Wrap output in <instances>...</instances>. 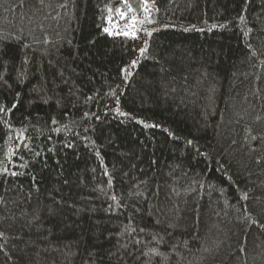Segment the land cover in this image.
Returning <instances> with one entry per match:
<instances>
[{
  "label": "trees",
  "instance_id": "1",
  "mask_svg": "<svg viewBox=\"0 0 264 264\" xmlns=\"http://www.w3.org/2000/svg\"><path fill=\"white\" fill-rule=\"evenodd\" d=\"M0 264H264V0H0Z\"/></svg>",
  "mask_w": 264,
  "mask_h": 264
},
{
  "label": "snow or ice",
  "instance_id": "2",
  "mask_svg": "<svg viewBox=\"0 0 264 264\" xmlns=\"http://www.w3.org/2000/svg\"><path fill=\"white\" fill-rule=\"evenodd\" d=\"M131 7V6H130ZM105 31L107 32L108 29H105ZM125 35H128V33H125ZM133 64H135V61L133 62ZM189 143H191V141H189Z\"/></svg>",
  "mask_w": 264,
  "mask_h": 264
}]
</instances>
